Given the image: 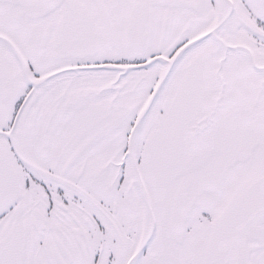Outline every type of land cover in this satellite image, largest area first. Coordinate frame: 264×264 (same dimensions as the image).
<instances>
[{
  "label": "snow or ice",
  "instance_id": "6c2138e0",
  "mask_svg": "<svg viewBox=\"0 0 264 264\" xmlns=\"http://www.w3.org/2000/svg\"><path fill=\"white\" fill-rule=\"evenodd\" d=\"M0 264H264V0H0Z\"/></svg>",
  "mask_w": 264,
  "mask_h": 264
}]
</instances>
